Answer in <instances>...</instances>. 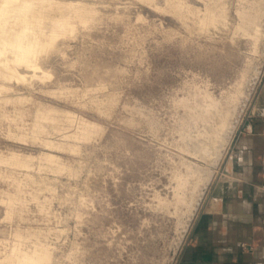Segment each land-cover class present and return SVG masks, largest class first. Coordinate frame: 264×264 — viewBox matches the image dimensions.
Wrapping results in <instances>:
<instances>
[{"label": "rangeland", "instance_id": "obj_1", "mask_svg": "<svg viewBox=\"0 0 264 264\" xmlns=\"http://www.w3.org/2000/svg\"><path fill=\"white\" fill-rule=\"evenodd\" d=\"M254 1H83L96 7L97 20L78 25L42 60L52 77L20 86L15 94L29 101L17 108L0 99V240H8L0 241V259L22 229L23 247L32 249L39 234L53 247L55 264H178L243 123L256 117L264 36L255 43L244 34L240 27L248 24L239 14H255ZM221 9L225 21L204 23ZM259 22L264 28V18ZM211 100L230 116L207 112ZM39 103L102 127L78 152L57 153L67 167L58 173L45 167L40 155L49 151L33 140ZM221 121L230 128L217 143L222 153L210 167L212 177L208 172L196 191L187 192L189 202L178 203L184 163L211 162L192 145L203 144ZM48 128L51 134L42 139L65 142L62 132ZM14 155L31 156L30 168L7 162ZM14 180L24 184L19 211L2 202L17 193Z\"/></svg>", "mask_w": 264, "mask_h": 264}, {"label": "bare ground", "instance_id": "obj_2", "mask_svg": "<svg viewBox=\"0 0 264 264\" xmlns=\"http://www.w3.org/2000/svg\"><path fill=\"white\" fill-rule=\"evenodd\" d=\"M83 1L85 0H0V96H2L0 99L7 103L12 102L17 108L19 104L29 101L28 98L15 94L20 86L44 83L52 77L44 67L42 60L49 56L51 51L66 43V40L75 33L78 25L82 24L87 27L97 20L96 7L89 6ZM142 1L151 3L153 0ZM253 5L256 6L255 14L250 11H240L239 14L248 27L255 24L254 32L249 33V29L245 25L240 28L244 29V34L250 35L257 43L264 36V28L259 22L261 18H264V0L254 1ZM225 19V12L221 9L212 11L204 23L215 24L225 21ZM235 98L232 100L234 101ZM205 106L207 112L216 110L217 114L222 113V106L213 100ZM21 114L25 115L24 111H21ZM226 115L230 116L229 112L222 113L224 118ZM76 116L69 111L62 112L54 107H45L41 103L36 106L32 127L33 140H39L43 147L49 151L40 155V159L46 163L45 167L54 173L67 169L66 164L57 154L58 152L67 149L74 153L78 152L81 149V143L91 142L101 132L102 127L98 123L84 118L79 119ZM50 126L54 131L62 132L65 142L56 143L53 140L42 139L44 134H51L48 128ZM74 127L75 131L69 130ZM219 127L218 129L214 128L211 132H206L203 144L196 142L192 145L196 150V155L204 159L210 158L211 162L208 166H202L193 161L184 163L186 173L179 176L176 186L178 203L187 204L189 202L187 192L196 191L197 186L205 179L211 165L221 157L222 145L218 146L217 143L223 140L226 129L230 127L224 121L219 123ZM189 140L193 144L192 136H189ZM225 142H227L226 139H224ZM31 158V156L14 155L12 158H8L7 162L16 167L30 168ZM208 175L207 179H210L213 175L212 170ZM27 177L33 183H37V179L29 173ZM225 177L222 176V180ZM191 179L195 180L192 189L189 188ZM14 182L17 193L8 194V200L2 201L9 205V211L16 210L17 204H25L24 201H20L22 199L18 196L23 191L24 184L16 180ZM46 189L55 191L54 187L48 185ZM36 197L37 195L34 196V198ZM15 235L18 242L14 244L10 253L0 259V264H55L53 247L48 243H42L39 234H35L36 241H34L32 249L23 247L25 244L21 243L23 241L21 240L23 238L22 229H17ZM0 241L8 242V240Z\"/></svg>", "mask_w": 264, "mask_h": 264}, {"label": "crops", "instance_id": "obj_3", "mask_svg": "<svg viewBox=\"0 0 264 264\" xmlns=\"http://www.w3.org/2000/svg\"><path fill=\"white\" fill-rule=\"evenodd\" d=\"M255 113L243 123L226 177L213 185L178 264H264V87Z\"/></svg>", "mask_w": 264, "mask_h": 264}]
</instances>
